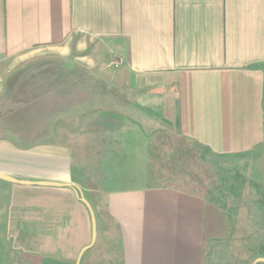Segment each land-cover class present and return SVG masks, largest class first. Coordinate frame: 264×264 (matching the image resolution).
Masks as SVG:
<instances>
[{
	"label": "crops",
	"instance_id": "1",
	"mask_svg": "<svg viewBox=\"0 0 264 264\" xmlns=\"http://www.w3.org/2000/svg\"><path fill=\"white\" fill-rule=\"evenodd\" d=\"M93 44L115 69L99 100L47 113L52 139L0 135V175L15 179L0 177V264H230L207 197L154 179L168 172L167 134L204 147L220 171L245 161L264 172V0H0V60ZM74 131L91 136L92 168L112 182L87 181L82 163L74 172Z\"/></svg>",
	"mask_w": 264,
	"mask_h": 264
},
{
	"label": "rangeland",
	"instance_id": "2",
	"mask_svg": "<svg viewBox=\"0 0 264 264\" xmlns=\"http://www.w3.org/2000/svg\"><path fill=\"white\" fill-rule=\"evenodd\" d=\"M113 70L97 44L68 57L42 52L18 63L0 60V135L23 147L45 138L47 133L54 138L56 129L51 133L50 128H41L47 113H56L66 103L70 105L63 110L71 116L67 109L76 106L75 101L99 100L94 93L108 90L102 78L113 74ZM74 132L69 143L75 154L74 172H80L78 165L82 163L90 175L87 181L98 180L103 186L112 182L109 169L96 172L99 170L92 168L96 155L91 136ZM80 140L84 144L76 145ZM162 145L165 154L159 164L168 172H161L164 177L154 181L175 184L207 197L212 206L209 234L219 241L214 242L217 254L223 247L221 256L230 264H242L243 256L250 259L264 254V172H252V162L245 161H233L228 169L220 171L204 147L174 134L165 135ZM100 173L102 178H95ZM253 231L261 234V242L248 241Z\"/></svg>",
	"mask_w": 264,
	"mask_h": 264
},
{
	"label": "water",
	"instance_id": "3",
	"mask_svg": "<svg viewBox=\"0 0 264 264\" xmlns=\"http://www.w3.org/2000/svg\"><path fill=\"white\" fill-rule=\"evenodd\" d=\"M0 177H2V178H7V179H10V180H15V179H13V178H11V177H7V176H4V175H0ZM27 183H28V182H27ZM47 183H49V184H53V183H51V182H47ZM81 199L83 200V202H85V203L89 206V208H90V210H91V212H92V217H93V240H92V243H93V241L95 240V236H96V223H95V216H94V213H93V208H92L90 202H89L85 197H81ZM90 245H91V244H90ZM90 245L86 246V247L83 249V251H84L86 248H88ZM259 259H263V260H264V258H259Z\"/></svg>",
	"mask_w": 264,
	"mask_h": 264
}]
</instances>
